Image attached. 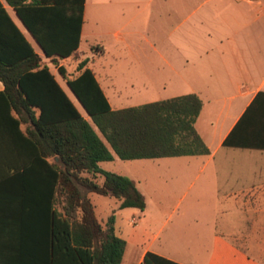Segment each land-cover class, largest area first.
I'll list each match as a JSON object with an SVG mask.
<instances>
[{
    "label": "crops",
    "instance_id": "0c3cea01",
    "mask_svg": "<svg viewBox=\"0 0 264 264\" xmlns=\"http://www.w3.org/2000/svg\"><path fill=\"white\" fill-rule=\"evenodd\" d=\"M96 8L107 12V18L90 20L88 14ZM7 9L88 119L72 98L66 79L44 57L15 11ZM95 45L101 47L98 53L84 51ZM78 54L89 60L113 110L197 95L203 106L195 128L210 154L181 157H204L200 171L211 167L217 184L242 186L219 197L220 220L207 238L201 263L157 244L165 221L143 244L141 233L127 235L122 264H142L147 252L180 264H264V190H244L245 186H264V149L225 144L232 133L235 138L257 132L264 137V125L255 123L264 122V98L240 124L257 95L264 93V0H86ZM4 89L0 81V93ZM11 116L15 114L8 112L0 97V256L7 264H39L45 246L36 240V226L46 214L47 173L37 162L35 149L23 142ZM116 159L115 155L112 161ZM47 160L57 163L58 157ZM187 166L191 168V163ZM42 182L44 190L40 191ZM144 197L146 214L149 204ZM196 229L193 225L190 232H206ZM115 231L124 239L117 217ZM245 233H252L247 240L252 252L239 242Z\"/></svg>",
    "mask_w": 264,
    "mask_h": 264
},
{
    "label": "trees",
    "instance_id": "16d2710c",
    "mask_svg": "<svg viewBox=\"0 0 264 264\" xmlns=\"http://www.w3.org/2000/svg\"><path fill=\"white\" fill-rule=\"evenodd\" d=\"M85 3L0 0V81L5 86L0 97L15 114L11 120L23 142L35 149L36 160L47 173L46 214L36 226V240L45 246L39 264H122L127 241L116 234V216L102 223L88 193L117 198L121 209L144 211L147 204L132 179L103 170L101 162L112 161L115 155L128 161L210 154L195 128L203 106L197 95L113 110L88 59L79 62L76 76L67 77L63 63L78 55ZM7 7L66 79L88 119ZM263 98L264 93L257 95L240 124ZM255 123L264 125L260 119ZM234 134L226 145L264 149L259 132L241 138ZM51 157H58V162L49 163ZM99 176L104 178L102 184ZM38 185L43 191V182ZM0 264H7L1 256ZM142 264L180 263L147 252Z\"/></svg>",
    "mask_w": 264,
    "mask_h": 264
},
{
    "label": "rangeland",
    "instance_id": "374dc122",
    "mask_svg": "<svg viewBox=\"0 0 264 264\" xmlns=\"http://www.w3.org/2000/svg\"><path fill=\"white\" fill-rule=\"evenodd\" d=\"M95 10L89 12L90 20L99 16L107 18V12L101 13L97 8ZM100 49L99 45H95L90 50L85 48L84 51L98 53ZM82 60L84 57L78 54L63 63L67 69L68 78L77 75V66ZM72 98H74L73 94ZM203 160L204 157L131 161L118 158L116 161L102 163L104 170L132 179L138 190L146 196L149 207L146 214L138 209H121L117 198L90 193L89 198L96 207L98 219L106 223L112 215H115L120 221L124 239H127L130 233L138 232L142 235L141 244L152 239L166 221L162 231L159 232L160 241L157 244L161 242L172 252L190 256L197 263H201L206 256L207 238L215 223L220 220L222 208L219 197L226 196L225 192L229 189L242 187L217 184L212 176L211 167L200 171ZM188 162L191 163V168L187 166ZM103 181L102 177L98 178L100 184ZM245 187H248L244 189L245 192L264 190V186ZM176 205L178 210L172 213ZM133 211L136 212V216L131 213ZM158 211L161 212L160 215ZM193 225L197 231L204 229L206 232L200 233L202 236L199 237L200 234L190 232V227L193 228ZM239 238L240 244L246 246L247 251L252 252L250 243L247 242L251 240L252 233H245ZM135 252L139 253V248H135ZM129 254L131 255L130 251Z\"/></svg>",
    "mask_w": 264,
    "mask_h": 264
}]
</instances>
